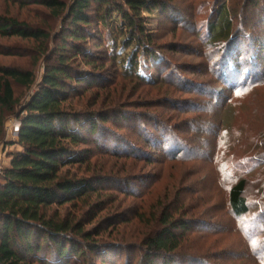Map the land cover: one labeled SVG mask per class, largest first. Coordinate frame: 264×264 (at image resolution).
<instances>
[{
    "label": "rangeland",
    "instance_id": "1",
    "mask_svg": "<svg viewBox=\"0 0 264 264\" xmlns=\"http://www.w3.org/2000/svg\"><path fill=\"white\" fill-rule=\"evenodd\" d=\"M161 1L167 9L145 17L159 49L157 61L139 62L145 65L144 84L121 77L107 63L99 72V86L86 90L82 85L83 93L66 104L81 114L118 105L112 109L121 119L111 115L93 138L81 131L92 143L85 148L93 154L88 163L63 170L75 178L100 176L105 183H117L104 184L87 204L53 207L47 216L82 220L84 231L93 232L90 241L100 245L96 256L82 244L83 255L71 264H137L141 240L157 229L156 218L165 207L173 218L190 224L174 264H197L188 257L205 264H264V224L258 235L254 215L238 221L228 213L227 195L235 180L223 172L225 166L254 162L247 198L258 201V191L264 190V0ZM221 5L229 10L233 41L224 48L210 47L206 26ZM0 16L53 36L63 25L42 7L20 6L15 0H0ZM92 38L94 34L86 45H78L99 66L104 56ZM31 50L26 42L0 37V67L35 70L39 78L45 61L35 67ZM80 71L89 74L91 68L80 65ZM32 90L13 85L17 102L0 109V174L9 167L10 155L21 151L14 131L19 129V104ZM132 149L137 153L127 155ZM177 153L184 156L172 159ZM137 155L146 161H134ZM37 256L46 264H65L45 245Z\"/></svg>",
    "mask_w": 264,
    "mask_h": 264
},
{
    "label": "trees",
    "instance_id": "2",
    "mask_svg": "<svg viewBox=\"0 0 264 264\" xmlns=\"http://www.w3.org/2000/svg\"><path fill=\"white\" fill-rule=\"evenodd\" d=\"M15 3L38 5L49 18L61 20L63 25L53 36L38 26L0 16V37L15 38L32 45L35 67L41 60L45 61L39 78L35 70L0 67V109L17 102L13 85L27 91L33 88L26 100L19 104L15 144L21 151L10 155L9 167L0 174V264H46L37 256L44 245L48 251L53 249L55 260L71 264L72 259L78 260L83 255L82 244H86L85 247L96 256L100 245L90 241L93 232L84 231L82 220L75 217L61 219L56 213L48 217L47 212L53 207L87 204L91 197L101 193L98 191L104 184L117 183H105L100 176L75 178L63 170L86 164L93 155L85 149L92 143L82 136L81 131L93 138L111 115H119L120 119L122 116L113 110L118 105L108 107L109 111L81 114L67 110L66 104L79 92L83 93L80 91L82 85H86V90L98 87V80L103 79L99 72L107 63L121 77L144 84L143 68L146 63L158 60L159 49L146 29L145 17L162 12L167 6L161 0H123V4L114 0H71L69 3L62 0H15ZM216 16L206 26V40L210 47H225L233 41L229 10L221 5ZM93 34L95 38L92 40H98L96 47L104 56L99 66L95 56L78 45H86ZM141 59L146 61L145 65L139 63ZM80 65L90 67L89 74H83ZM3 136V122L0 120V144ZM148 142L150 139L145 143ZM131 151L127 155L137 153L136 149ZM177 154L172 155V159L184 156ZM133 159L146 161L138 155ZM253 163L249 160L227 169L225 166L223 172L228 179L235 180L227 195L228 213L238 221L254 215L253 224L260 228L259 231L255 227L259 235L264 224V190L258 191V201L247 198L248 176L255 165ZM130 193L127 191L126 195ZM90 213L87 214L89 217ZM120 218L116 216L115 220ZM156 219L157 229L141 240L137 264H174L184 235L190 229L189 222L173 218L168 207ZM249 237L246 233L248 241ZM188 259L205 264L197 257Z\"/></svg>",
    "mask_w": 264,
    "mask_h": 264
},
{
    "label": "built area",
    "instance_id": "3",
    "mask_svg": "<svg viewBox=\"0 0 264 264\" xmlns=\"http://www.w3.org/2000/svg\"><path fill=\"white\" fill-rule=\"evenodd\" d=\"M17 133H18V130L15 129V131H14L15 137H17Z\"/></svg>",
    "mask_w": 264,
    "mask_h": 264
}]
</instances>
